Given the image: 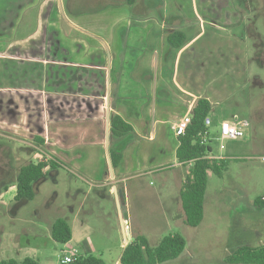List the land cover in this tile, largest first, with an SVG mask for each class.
I'll list each match as a JSON object with an SVG mask.
<instances>
[{"label": "crops", "instance_id": "obj_1", "mask_svg": "<svg viewBox=\"0 0 264 264\" xmlns=\"http://www.w3.org/2000/svg\"><path fill=\"white\" fill-rule=\"evenodd\" d=\"M246 10L234 0H58V7L53 0H0V138L31 145L35 161L26 164L56 160L88 185L69 193L74 202H85L69 206L63 218L71 229L70 249L80 256L93 251L89 218L79 220V213L93 216L99 198H109L115 207L114 187L123 194L126 213V197L132 194L134 206L139 203L147 175L165 173L162 183L169 191L163 212L182 221L179 193L188 167L175 158L174 127L204 98L213 106L208 140L213 124L219 138L226 120L220 108L247 73V25L253 22ZM173 35L176 41L185 39L179 49L169 43ZM107 112L132 128L119 138L109 129L108 153L122 156L113 178L107 164ZM4 149L0 175L16 176L26 164L19 153ZM238 154L233 148L212 152L224 159ZM58 174L49 178L56 182ZM128 181L138 185L129 191ZM4 184L2 191L14 201L15 182ZM226 203L225 215L234 216L245 234L237 239L259 231L258 246L264 245V224L251 222L264 215V197ZM214 204L209 214L215 213ZM127 225L130 230L128 220Z\"/></svg>", "mask_w": 264, "mask_h": 264}, {"label": "rangeland", "instance_id": "obj_2", "mask_svg": "<svg viewBox=\"0 0 264 264\" xmlns=\"http://www.w3.org/2000/svg\"><path fill=\"white\" fill-rule=\"evenodd\" d=\"M53 2L58 7V0ZM234 2L248 9L247 17L253 22L247 25L249 57L245 81L233 98L221 106L220 114L226 120L236 117L245 121L246 129L244 139L224 142L222 152L233 148L239 156L231 159L221 177L208 174L204 221L192 228L184 223V215L182 221L166 216L162 208V200L169 191L162 183L165 173L147 175L141 179L143 194L139 199L142 202L134 206L132 194L126 197L130 207L125 218L129 222L131 238L132 233L144 236L151 249L166 235L179 234L185 240L182 254L175 260L161 264H229L227 258L237 248L246 244L257 247L263 239L259 231L253 232L254 236L237 239L244 232L234 223V216L224 213L226 202L232 198L254 200L264 197V0ZM210 131L209 145L213 154L218 155L220 142L216 137L217 125L213 124ZM7 147L20 154L23 164L35 161L31 156V145L19 141L5 142L0 138V156L2 149ZM27 154H31L30 157ZM80 177L76 172L60 168L56 182L48 177L45 184L38 186L33 200L17 207L2 191L3 184L14 181L15 175H0V260L31 257L40 264H60L63 252L70 247L53 241L50 227L55 219L68 217L69 206H79L82 200L79 198L74 202L69 198V193L75 188L88 189ZM126 185L131 191L138 183L128 181ZM214 202L215 213L209 214L208 206ZM85 210H88V206H85ZM93 211L94 215L90 217L78 214L79 220L89 218L87 236L93 247L91 255L105 264H119L123 237L116 208L106 197L97 199ZM251 222L264 224V215L256 214Z\"/></svg>", "mask_w": 264, "mask_h": 264}, {"label": "trees", "instance_id": "obj_3", "mask_svg": "<svg viewBox=\"0 0 264 264\" xmlns=\"http://www.w3.org/2000/svg\"><path fill=\"white\" fill-rule=\"evenodd\" d=\"M181 36V35H180ZM177 36L169 38V43L179 49L184 43L176 41ZM213 111L211 103L204 98L196 100L192 108L191 121L183 136L178 137V147L175 158L178 163L187 166V174L181 186L179 197L184 215V223L192 228L198 227L204 217V202L208 186V174L218 177L227 170L231 159L215 158L209 140L202 141V134L208 131L205 121ZM110 134L112 137H123L132 132V128L120 117L112 115L110 118ZM110 159L115 169L122 158L120 153L111 150ZM61 166L56 160L50 159L48 163L40 161L22 166L15 176L16 206H22L33 200L38 186L50 174L58 171ZM5 185V184H4ZM261 199H258L260 201ZM53 241L67 244L71 240V229L65 219H56L50 229ZM185 249V240L179 234L164 236L154 248H150L147 239L134 236L122 248L119 264H161L178 258ZM229 264H264V245L257 247L243 246L238 248L227 258ZM0 264H40L36 259L25 257L22 260L3 259ZM60 264H63L60 260ZM69 264H105L100 258L91 254L79 256Z\"/></svg>", "mask_w": 264, "mask_h": 264}, {"label": "built area", "instance_id": "obj_4", "mask_svg": "<svg viewBox=\"0 0 264 264\" xmlns=\"http://www.w3.org/2000/svg\"><path fill=\"white\" fill-rule=\"evenodd\" d=\"M191 114L184 115L178 123L174 127V134L176 137L183 136L190 124ZM211 124V120L209 118L205 121V126L208 128ZM246 129V122L240 121L238 118L234 117L230 120H223L219 126V142H220V152H222L225 141H236L241 140L244 137ZM208 139V131H204L202 134V141L205 142ZM80 256L77 250L70 249L68 251L63 252L61 261L63 264H69L75 261Z\"/></svg>", "mask_w": 264, "mask_h": 264}, {"label": "water", "instance_id": "obj_5", "mask_svg": "<svg viewBox=\"0 0 264 264\" xmlns=\"http://www.w3.org/2000/svg\"><path fill=\"white\" fill-rule=\"evenodd\" d=\"M63 14V11H62ZM108 56V62H109V53H107ZM107 98L109 99V92L107 93ZM109 104H107V108ZM109 112L106 113V150H107V164H108V172L111 178L114 177V170L113 166L111 163L110 155L108 153V142H109ZM112 200L114 201L116 212L118 215L120 227H121V233L123 237V245L128 244V242L131 240V235L129 233V227L127 225V220L125 219V205L123 201V194L120 190H117L116 187L113 188V198ZM124 247V246H123Z\"/></svg>", "mask_w": 264, "mask_h": 264}]
</instances>
